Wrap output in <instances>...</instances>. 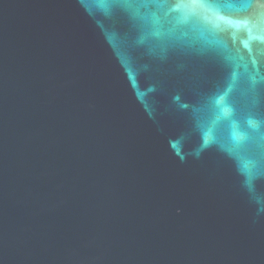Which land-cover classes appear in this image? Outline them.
Returning <instances> with one entry per match:
<instances>
[{"label":"water","instance_id":"1","mask_svg":"<svg viewBox=\"0 0 264 264\" xmlns=\"http://www.w3.org/2000/svg\"><path fill=\"white\" fill-rule=\"evenodd\" d=\"M0 264H264V3L0 0Z\"/></svg>","mask_w":264,"mask_h":264},{"label":"snow or ice","instance_id":"2","mask_svg":"<svg viewBox=\"0 0 264 264\" xmlns=\"http://www.w3.org/2000/svg\"><path fill=\"white\" fill-rule=\"evenodd\" d=\"M261 3H264V0H260Z\"/></svg>","mask_w":264,"mask_h":264}]
</instances>
